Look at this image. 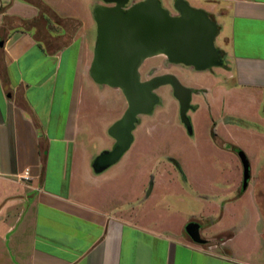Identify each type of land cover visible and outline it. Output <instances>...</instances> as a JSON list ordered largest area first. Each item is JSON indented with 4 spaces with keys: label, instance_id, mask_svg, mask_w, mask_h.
I'll return each instance as SVG.
<instances>
[{
    "label": "crops",
    "instance_id": "0c3cea01",
    "mask_svg": "<svg viewBox=\"0 0 264 264\" xmlns=\"http://www.w3.org/2000/svg\"><path fill=\"white\" fill-rule=\"evenodd\" d=\"M77 1L81 10L43 1L59 17L84 23L62 45V35L49 28L50 40L36 36V22L47 17L31 5L13 0L0 14V264H264V165L254 153L264 148V132L242 126L249 121L264 129V0H182L216 24L214 47L222 63L196 74L174 68L172 75L195 93L187 111L191 133L181 125L172 88L160 86L152 111L136 118L130 147L98 172L96 160L114 149L109 130L127 102L120 90L90 76L97 42L93 10L104 5ZM156 1L168 12L178 0ZM4 19L25 26L9 27ZM158 89L172 111L177 102L178 117L170 119L188 135L206 117L209 148L194 153L213 177H201L186 154L182 165L168 157L160 171L158 156L150 157L148 168L136 161L133 149L149 127L141 118L161 104ZM243 135L249 144L238 145L235 137L245 142ZM254 139L260 140L256 149L249 146ZM239 149L249 165L245 189ZM171 171L183 179L172 186L186 190L195 208H160L156 190ZM227 217L234 219L230 225ZM191 222L199 225L203 244L187 235Z\"/></svg>",
    "mask_w": 264,
    "mask_h": 264
},
{
    "label": "water",
    "instance_id": "95a60500",
    "mask_svg": "<svg viewBox=\"0 0 264 264\" xmlns=\"http://www.w3.org/2000/svg\"><path fill=\"white\" fill-rule=\"evenodd\" d=\"M112 6H96L93 19L97 42L90 66V76L99 85L120 90L127 102L122 119L111 127L109 135L116 144L111 152L103 153L94 169L103 171L130 147L137 116L149 114L158 98L153 91L169 85L180 106V120L191 133L187 111L191 108V89L183 87L171 75L141 82L139 67L146 59L164 56L169 63L205 71L220 67L219 52L214 47L216 24L202 11L190 8L184 1L176 2L178 17H171L156 0H144L124 9L129 0H100ZM243 166V188L249 180V165L239 152ZM176 165V163H174ZM177 166V165H176ZM189 238L203 244L199 225L185 227Z\"/></svg>",
    "mask_w": 264,
    "mask_h": 264
},
{
    "label": "rangeland",
    "instance_id": "374dc122",
    "mask_svg": "<svg viewBox=\"0 0 264 264\" xmlns=\"http://www.w3.org/2000/svg\"><path fill=\"white\" fill-rule=\"evenodd\" d=\"M20 1H22L25 4L31 5L37 11H39L40 12L39 17H42V16L47 17L46 18L47 22L43 19H40L38 22H36V26L38 27V31L36 33V36H38V38H40L42 40H45V39H47L46 41L50 40L49 36L45 32L46 28H49L47 31L52 32V35L53 34H61L62 35L61 38H59L61 45L66 44V43L70 42V40H72L74 38V36H76L80 32L82 24H84L82 21H80L78 19L59 17L58 15L54 14V12L43 2L44 0H20ZM51 1L54 2L58 8H62L64 10H69L70 4H73V6H74L73 9H76V6H78V5H79L78 7L80 10L84 7V5L81 4L82 5L81 6L77 0H74V1L73 0H51ZM141 1H144V0H132L130 3H128L126 5V7L124 9H127L132 4H135V3H138ZM171 2H176V0H171ZM94 3H95V5L101 4L98 1H96ZM12 4H13V0H10V2H8V1L4 2L3 0H0V14L5 12L10 6H12ZM37 7H39V8H37ZM168 14L171 17H178L179 16L177 9L176 8L174 9L173 7L168 9ZM3 21H4V25H8L9 27L10 26L11 27L23 26V25L25 26V24L18 23L14 19L13 20L9 19L7 21H5V19H4ZM91 32H92V30L88 31L89 37L91 38L93 36V38H94L95 36ZM56 42L58 44L57 38H56ZM142 63H143L142 67L140 69V77H141L142 81H146L147 79H149V77L151 76L149 74V71H151V70L157 71L155 74H153L154 77L161 76L162 74L167 73V72L169 74H173V72L176 70L181 75H185V73L188 71L190 72V74H192V73L196 74L195 70H193L191 68H186V66L169 65L167 59L164 56H157V57L149 58V59L144 60ZM212 68H209V69H212ZM178 73H176V74H178ZM165 91L170 92V88L165 87ZM155 94L158 95V97L162 99V102L157 107V109L154 108V110H156V111L152 115H150L148 117L142 116V118H141L142 123H143V121H145L146 124H149V127H146L141 131V133L139 135L138 143H137V145H135V148L133 149L134 157H135V159L137 158L136 161H139V162L141 161L143 163V165L146 164L145 168H148V165L151 166L150 163H147L150 160V157H157L158 156L157 169L156 170L160 171V169L162 167H164L165 164L168 163L166 160L168 157L175 159L178 163H180V165H182L183 155L186 154L187 157L191 158L194 161V163L197 164L198 169L201 173L200 174L201 177H206L207 175L210 178L213 177L214 175L212 173H210L209 164L207 163V161L202 160V162L199 163V155L194 153L195 150L196 151L197 150H208V148H209V146L207 147V142H209V140H208L209 131L205 125V118L206 117L204 115H201L200 123L197 126L196 130L194 131L195 137L193 135L190 136L187 133H185V131L182 129L181 126H179V123L175 122L173 119L172 120L170 119L173 116L176 119L178 117L177 109L179 106H178L177 102L174 103L175 106H174V109L172 111V109H170V106H168L170 100L167 101L166 97H164L161 94V91L159 89L155 91ZM220 104H221V101H219V105ZM233 112H234V108L231 112L232 115H233ZM95 115H97L96 111H95ZM230 118H231L230 121H232L234 123V117H230ZM163 119H165V120H163ZM206 121H208V118ZM242 126H245V128L247 130H252V131H256V132L259 131V133L264 132L263 126L259 125L258 123L256 124V123L246 121ZM212 136H213L212 138H216V136H214L213 134H212ZM240 137L241 136H239V138ZM193 138H195V143L193 142L194 141ZM244 139H245V142H244V140H242V138L237 140L235 137L236 143L238 145H245V143L249 144V142H248L249 140L245 136H244ZM251 141H252V143H250L249 146L255 145V149L257 147H259L258 144H259L260 140L254 139ZM236 147L238 148V146H236ZM263 149L264 148L259 147L258 149L254 150V153L256 154V157H257V162H258L257 165H259L260 168L263 167V165H264L263 164L264 163V151H263ZM240 150L241 149H239V151H237V157L238 158H239V152H242V150L241 151ZM160 166H161V168H160ZM166 167H167V165H166ZM254 170L256 172L257 168H254ZM153 172H154V170H153ZM176 172L171 171L169 176L167 175L168 176L167 178L169 180L164 179L162 182L165 185L162 187V190L161 191L156 190V195H157V197H159L158 204H160V208H161V206H163V207L167 206V208L170 207L171 209L176 207L180 210H184V209L185 210H188V209L191 210V209H193V207L195 208V206L193 204H189L190 201H189L188 192H186V190L179 189L175 186H172L174 183H180V184L182 183L183 184V179L181 177V174L179 176V174H177L178 172L177 173ZM193 174H195V173H192L191 175L193 176ZM165 176H164V178H165ZM175 176H176V178L173 179L172 177H175ZM151 177H153V175ZM188 177H189V175H188ZM242 185H243V182H242ZM128 196L129 195H127V194L125 195L126 200H128L127 199ZM250 197H251V194H249V196L247 198L249 199ZM233 221H234V219L232 220V219H229L227 217L224 222L227 225L229 223H232ZM210 223L214 224L215 222L210 221ZM263 224L264 223L262 222L261 225H263ZM226 236H227L226 238H228L230 236V234H228Z\"/></svg>",
    "mask_w": 264,
    "mask_h": 264
},
{
    "label": "flooded vegetation",
    "instance_id": "af4514ba",
    "mask_svg": "<svg viewBox=\"0 0 264 264\" xmlns=\"http://www.w3.org/2000/svg\"><path fill=\"white\" fill-rule=\"evenodd\" d=\"M132 0H129V3L131 2ZM99 3H101L102 5H106V6H112V5H110V4H106V3H104V2H102V1H98ZM168 64L169 65H173V66H175L174 64H171V63H169L168 62ZM154 71L153 70H151V71H149V74L151 75L150 77H149V79H147L146 81H142L141 80V82H147V81H150V80H152L153 78H155L154 76H153V73ZM139 75H140V72H139ZM164 75H171V76H173L172 74H169V73H164L162 76H164ZM158 77V76H157ZM192 94H195L194 93V91H192ZM178 102V101H177ZM179 104V103H178ZM189 111H191V109L189 110ZM180 120V119H179ZM180 122H181V120H180ZM181 125L183 126V128L186 130V128H185V126L181 123Z\"/></svg>",
    "mask_w": 264,
    "mask_h": 264
},
{
    "label": "built area",
    "instance_id": "2783aa9c",
    "mask_svg": "<svg viewBox=\"0 0 264 264\" xmlns=\"http://www.w3.org/2000/svg\"><path fill=\"white\" fill-rule=\"evenodd\" d=\"M21 179H22L23 181H27V180H28L27 173H24V174L22 175Z\"/></svg>",
    "mask_w": 264,
    "mask_h": 264
},
{
    "label": "trees",
    "instance_id": "16d2710c",
    "mask_svg": "<svg viewBox=\"0 0 264 264\" xmlns=\"http://www.w3.org/2000/svg\"><path fill=\"white\" fill-rule=\"evenodd\" d=\"M37 8H39V7H37Z\"/></svg>",
    "mask_w": 264,
    "mask_h": 264
}]
</instances>
